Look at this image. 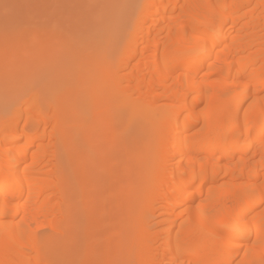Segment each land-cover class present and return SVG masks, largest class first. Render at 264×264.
I'll use <instances>...</instances> for the list:
<instances>
[{
	"label": "bare ground",
	"instance_id": "bare-ground-1",
	"mask_svg": "<svg viewBox=\"0 0 264 264\" xmlns=\"http://www.w3.org/2000/svg\"><path fill=\"white\" fill-rule=\"evenodd\" d=\"M135 6L88 120L0 126V264H264V0Z\"/></svg>",
	"mask_w": 264,
	"mask_h": 264
},
{
	"label": "rangeland",
	"instance_id": "rangeland-1",
	"mask_svg": "<svg viewBox=\"0 0 264 264\" xmlns=\"http://www.w3.org/2000/svg\"><path fill=\"white\" fill-rule=\"evenodd\" d=\"M139 1L0 0V126L27 127L35 118L44 119L46 111H55L51 107L62 100L70 113L82 112L78 119L88 120L86 89L99 68L107 6L125 11L136 9ZM134 14L120 17L119 32L108 35L117 39L112 63Z\"/></svg>",
	"mask_w": 264,
	"mask_h": 264
},
{
	"label": "snow or ice",
	"instance_id": "snow-or-ice-1",
	"mask_svg": "<svg viewBox=\"0 0 264 264\" xmlns=\"http://www.w3.org/2000/svg\"><path fill=\"white\" fill-rule=\"evenodd\" d=\"M194 31H195V29H194ZM207 31L208 32H212L213 28H208ZM203 39L206 41L207 38L205 36H203ZM215 47H219V45L216 44ZM201 48L202 47L200 45H197L195 50L197 52H199L201 50ZM236 218H237L238 221L242 222L244 220V214L243 213H239V214H237ZM237 231H241V232L243 231L242 224H240V223L237 224Z\"/></svg>",
	"mask_w": 264,
	"mask_h": 264
}]
</instances>
